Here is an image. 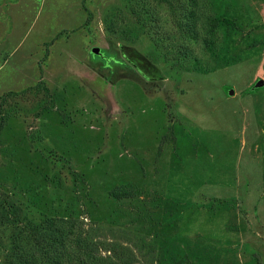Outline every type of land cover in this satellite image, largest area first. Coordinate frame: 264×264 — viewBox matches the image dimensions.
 Masks as SVG:
<instances>
[{
    "label": "rangeland",
    "instance_id": "rangeland-1",
    "mask_svg": "<svg viewBox=\"0 0 264 264\" xmlns=\"http://www.w3.org/2000/svg\"><path fill=\"white\" fill-rule=\"evenodd\" d=\"M147 3L0 0V264L50 218L109 264H264V0Z\"/></svg>",
    "mask_w": 264,
    "mask_h": 264
},
{
    "label": "trees",
    "instance_id": "trees-1",
    "mask_svg": "<svg viewBox=\"0 0 264 264\" xmlns=\"http://www.w3.org/2000/svg\"><path fill=\"white\" fill-rule=\"evenodd\" d=\"M147 0H135V9L138 16L145 13L150 21L154 17V11L148 8ZM194 10L184 14L187 20L190 32H196L195 22L191 23ZM146 18V19H148ZM223 24L232 26L233 22L224 19ZM195 38V37H194ZM187 55V54H186ZM194 70L201 73H209L208 69L201 67L198 60L193 62ZM259 90V89H257ZM253 92L252 88L250 90ZM25 92V91H24ZM22 92V93H24ZM19 93H10L0 98V107L6 101V97L10 95H18ZM1 120V119H0ZM4 120L0 121V132L3 130ZM120 195L126 197L128 192H122ZM44 220L43 224L28 225L22 230H15L11 235V250L6 259V264H109L104 258L99 256V246L92 239H83L76 230L77 226L71 222H64L65 218ZM72 219V218H71ZM116 255V249L109 250ZM115 251V252H114ZM112 257H109L110 259ZM119 261L124 264H132L126 256H119ZM118 264V260L116 263Z\"/></svg>",
    "mask_w": 264,
    "mask_h": 264
},
{
    "label": "water",
    "instance_id": "water-1",
    "mask_svg": "<svg viewBox=\"0 0 264 264\" xmlns=\"http://www.w3.org/2000/svg\"><path fill=\"white\" fill-rule=\"evenodd\" d=\"M92 53H93L94 55H97V56H102V50H101V48H99V47H95V48H93V49H92ZM262 88H264V80H258V81L254 84V86L252 87V90L255 91V90H257V89H262ZM234 93H235V91H234L233 89L229 90V95H230V96H233Z\"/></svg>",
    "mask_w": 264,
    "mask_h": 264
},
{
    "label": "flooded vegetation",
    "instance_id": "flooded-vegetation-1",
    "mask_svg": "<svg viewBox=\"0 0 264 264\" xmlns=\"http://www.w3.org/2000/svg\"><path fill=\"white\" fill-rule=\"evenodd\" d=\"M102 58L105 59L106 58V54L102 52Z\"/></svg>",
    "mask_w": 264,
    "mask_h": 264
}]
</instances>
